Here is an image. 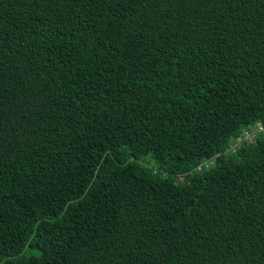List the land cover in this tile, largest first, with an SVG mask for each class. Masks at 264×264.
<instances>
[{
  "label": "trees",
  "instance_id": "1",
  "mask_svg": "<svg viewBox=\"0 0 264 264\" xmlns=\"http://www.w3.org/2000/svg\"><path fill=\"white\" fill-rule=\"evenodd\" d=\"M0 264H264V0H0Z\"/></svg>",
  "mask_w": 264,
  "mask_h": 264
}]
</instances>
